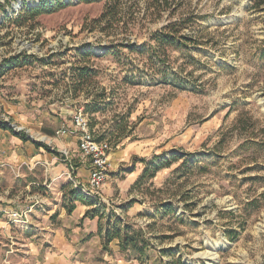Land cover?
<instances>
[{
  "label": "rangeland",
  "instance_id": "1",
  "mask_svg": "<svg viewBox=\"0 0 264 264\" xmlns=\"http://www.w3.org/2000/svg\"><path fill=\"white\" fill-rule=\"evenodd\" d=\"M47 1L66 5L36 15L40 0H0L2 115L57 150L40 122L78 137L83 114L116 157L91 222L70 211L74 153L65 174L0 165V264H264V17L251 0ZM79 66L94 74L82 87ZM112 218L144 233L142 261L104 245L93 221Z\"/></svg>",
  "mask_w": 264,
  "mask_h": 264
},
{
  "label": "crops",
  "instance_id": "2",
  "mask_svg": "<svg viewBox=\"0 0 264 264\" xmlns=\"http://www.w3.org/2000/svg\"><path fill=\"white\" fill-rule=\"evenodd\" d=\"M33 123V121H31ZM40 126L38 129L41 133H43L44 136H47L51 140H55L57 143V150L50 149L49 146H40L39 144L32 142L31 140L24 141L18 136H14L12 133L6 130L0 129V165H7L11 167H26L29 171L30 175H33L32 172L34 171H41V169L48 173V171H56L57 175L62 174L66 172L67 169H69L68 164L65 162L64 157L62 156L63 151H70L74 153V155L71 156L73 160V164L76 166V169L74 171L73 178L76 179V181L83 186H88L89 179H90V160L85 159L82 155H80L79 152V138L78 137H71V136H65L62 137L63 139L59 141L55 138V132L57 130L62 129V126H58L55 122L53 125L47 124V122H40ZM59 153V155H57ZM77 155H76V154ZM79 154V155H78ZM113 159H115L116 156H111ZM112 158H111V168H113L112 164ZM140 163H142V167H145L143 159H138ZM146 161V160H144ZM137 164V163H136ZM146 169V168H144ZM136 169H132L129 171V173H134ZM142 168V172L144 173ZM71 172L68 170V178H70ZM113 173L110 172V174ZM109 176L107 177V179ZM29 179V185L34 186L36 183L31 179ZM66 179V178H65ZM67 180V179H66ZM107 181V180H106ZM69 183L71 186L74 187V184L71 183L69 180ZM106 183V182H105ZM78 205L83 206L82 212L79 213L80 217L83 218L84 221L91 222V219H84V216L86 213L91 210L93 207L90 205H83L82 203H79L78 201L75 202V210L77 211L79 209ZM78 208V209H77ZM97 219V218H96ZM95 220V219H94ZM96 222L98 226V220L93 221ZM90 233H94V231H89ZM96 233H98V228L96 229ZM64 233L63 232H57V240L58 244L61 247V255L68 256L69 253L72 250V246L69 244H66L64 242ZM119 251V250H118ZM63 256V257H64Z\"/></svg>",
  "mask_w": 264,
  "mask_h": 264
},
{
  "label": "trees",
  "instance_id": "3",
  "mask_svg": "<svg viewBox=\"0 0 264 264\" xmlns=\"http://www.w3.org/2000/svg\"><path fill=\"white\" fill-rule=\"evenodd\" d=\"M105 1L107 3H112L115 6H119L123 0H79L80 3L82 4H92V3H97V2H102ZM57 5L53 4H48L47 0H40V5L37 8L30 9V13H35L36 15H41L45 13L44 9L45 8H50V13H53L61 8L65 7V3L62 1L56 2ZM250 10H253L256 13L262 14V17H264V0H251V8ZM104 17V16H103ZM185 25V22H184ZM174 26V25H173ZM165 41V40H163ZM260 58L264 59V51L262 49L260 50ZM91 54V52H89ZM4 63L7 65L8 60H5ZM6 71V68H3L0 66V78L4 76V72ZM93 72L89 70V68L86 67H77L72 69L71 73V78L73 79L74 82H76L77 86L82 87L85 85H88L90 82H92L93 79ZM106 96L105 91L101 93L100 96H96L97 100H103ZM96 106L93 107H87V113L94 114L97 111ZM0 108V115L2 114ZM118 128H122L118 130L117 135H115L116 140L118 139L119 141L122 140V138L126 137L125 132L126 128L125 126H119ZM0 129L6 130L11 132L12 134H15L13 129L8 125L6 122H2L0 120ZM18 137H20L24 141L30 140L29 137L24 134V133H19ZM58 155V154H57ZM173 161L176 160V156H173ZM144 164H146V172L152 171L154 173L160 166H150V164L147 165V161H142ZM153 176V174H152ZM71 194L73 195V201L74 204L70 207V211L75 210V202L78 201L82 203L83 205H90L93 208L89 210L86 215L84 216V219H91L94 220L97 217L101 221L103 219V211H104V203L101 202L100 200L89 197L87 196L79 187H75ZM86 197V199L84 198ZM169 209H167L168 212ZM108 220V219H107ZM114 221V222H113ZM106 230L103 229L100 226L99 222V227H98V235L102 238L103 243L105 246H109L113 241L117 240L118 241V247L120 249L121 253H129V252H134L136 255H138V261H142V257L145 255V249L148 246L147 240L144 238L145 235L141 231L133 230L131 226L128 224H122L121 220L119 219H110V221L107 224ZM182 264V263H178Z\"/></svg>",
  "mask_w": 264,
  "mask_h": 264
},
{
  "label": "built area",
  "instance_id": "4",
  "mask_svg": "<svg viewBox=\"0 0 264 264\" xmlns=\"http://www.w3.org/2000/svg\"><path fill=\"white\" fill-rule=\"evenodd\" d=\"M0 120L2 122L8 123L15 134H25L23 131H16L13 126L14 124L4 118L2 114L0 115ZM73 128L75 133L79 134V148L82 152V156L85 159L90 160L91 170L88 186H83L82 184L78 183L76 179L73 178L72 172L70 173L71 176L69 180L72 184H74L75 187H79L87 196L96 198L103 202L100 193L111 170V145L107 142L98 141L95 139V136L90 130L88 119L83 114H78L74 117ZM67 134H69V132L65 128H62L56 132L57 136H65ZM27 216L28 213L23 212L20 214L17 212L9 214V218L15 224H22V222H24L23 217Z\"/></svg>",
  "mask_w": 264,
  "mask_h": 264
}]
</instances>
